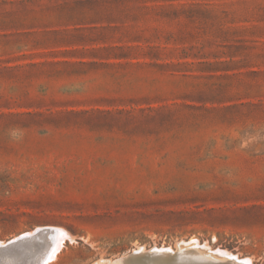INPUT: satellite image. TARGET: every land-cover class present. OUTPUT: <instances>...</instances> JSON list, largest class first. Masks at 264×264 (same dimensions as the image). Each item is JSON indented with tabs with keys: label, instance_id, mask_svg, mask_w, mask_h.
<instances>
[{
	"label": "rangeland",
	"instance_id": "374dc122",
	"mask_svg": "<svg viewBox=\"0 0 264 264\" xmlns=\"http://www.w3.org/2000/svg\"><path fill=\"white\" fill-rule=\"evenodd\" d=\"M1 242L264 264V0H0Z\"/></svg>",
	"mask_w": 264,
	"mask_h": 264
},
{
	"label": "bare ground",
	"instance_id": "6f19581e",
	"mask_svg": "<svg viewBox=\"0 0 264 264\" xmlns=\"http://www.w3.org/2000/svg\"><path fill=\"white\" fill-rule=\"evenodd\" d=\"M58 232H60V231L58 230ZM65 233H66V232H64V234H65ZM25 234H26V233H25ZM25 234H24V235H25ZM61 234H62V232H61ZM66 234H67V233H66ZM24 235H23V236H24ZM27 235H28V234H27ZM30 235H31V233H30ZM30 235H29V236H30ZM64 236H65V235H64ZM48 238H49V237H48ZM64 238H65V237H64ZM67 238H69V237H67ZM191 239H192V238H191ZM191 239H190V240H191ZM64 240H65V239H64ZM61 241H62V240H61ZM188 241H189V240H188ZM188 241H187V242H188ZM58 243H59V242H58ZM204 243H205V242H204ZM61 244H63V243H61ZM61 244H60V245H61ZM182 244L185 245L184 242H183ZM182 244H181V245H182ZM196 245H197V243H196ZM0 246H2V242L0 243ZM3 246H4V245H3ZM186 246L188 247L187 249H185ZM186 246H184L183 249H185V250H184L185 252L188 251V252L186 253L187 255H188V253H191V255H192V254L194 253V251H196V252H200V250H198L200 247L197 249L198 251L196 250V248L192 251L193 248L190 247V246H192L191 241H189L188 244H187ZM205 246H206V245H205ZM180 247H181V246H180ZM197 247H198V246H197ZM54 248H55V246H54ZM57 248H58V247H57ZM178 249H179V248H178ZM183 249L178 250V252H176V253L178 254V257H180L179 253H181V251L183 252ZM189 250L192 251L193 253L190 252ZM201 250H202V248H201ZM210 250H211V249H210ZM58 251H59V250H58ZM152 251H155V249L152 250ZM175 251H176V250H175ZM175 251H174V252H175ZM179 251H180V252H179ZM202 251H203V250H202ZM223 251H224V250H223ZM223 251L221 252L220 249H219L218 251H216V252L213 253L215 256L212 254V255L209 256L208 258L211 257V259H214V257H216V254H218V256H219V255H224L226 252L223 253ZM163 252H164V251H163ZM174 252H173V253H174ZM185 252H184V253H185ZM209 252H211V251H209ZM212 252H213V251H212ZM137 253H138V252H137ZM148 253L150 254V251H149ZM161 253H162V252H161ZM164 253H166V252H164ZM164 253H163V254H164ZM173 253H172V254H173ZM184 253H183V254H184ZM207 253H208V252H206V253L204 254V252H203V253L200 252V254H199V253H198V254H199V257H202V256L207 257V256H208V255L206 256ZM227 253H228V252H227ZM134 254H135V253H134ZM140 254H141V252H140ZM145 254H147V252H145ZM168 254L171 255V251H170ZM183 254H182V256H183ZM186 254H185V255H186ZM198 254L194 253V256H197ZM228 254H229V253H228ZM132 255H133V254H132ZM166 255H167V254H165V256H166ZM169 255H168V257H170ZM187 255H186V256H187ZM191 255H189L188 257H182V258H178V259L175 258V259L180 260V261H186V260H192V261H194L195 259H192V256H191ZM171 256H172V255H171ZM174 256L176 257L177 255L175 254ZM213 256H214V257H213ZM219 257H220V256H219ZM219 257H217V258H219ZM222 257H224V256H222ZM225 257H226L227 259H229L230 255H226ZM235 257H236V255H235ZM235 257L233 256L234 261H235L237 264H248V262H247L246 259H242V260H241V259H237V260H236ZM55 258H56V257H54V259H55ZM233 258H232V256H231V259H232V260H233ZM220 259H221V258H220ZM222 259H224V258H222ZM55 260H56V259H55ZM216 260H217V259H216ZM229 260H230V259H229ZM248 260H249V259H248ZM230 261H231V260H230ZM50 262H51V261H50ZM45 263H46V262H45ZM48 264H49V263H48ZM167 264H169V263L167 262Z\"/></svg>",
	"mask_w": 264,
	"mask_h": 264
},
{
	"label": "water",
	"instance_id": "95a60500",
	"mask_svg": "<svg viewBox=\"0 0 264 264\" xmlns=\"http://www.w3.org/2000/svg\"><path fill=\"white\" fill-rule=\"evenodd\" d=\"M20 245H22V242L19 241V239H16L13 240L12 242L6 244L5 248L3 249V252L4 251H8L9 254H15L17 252V247H19ZM33 256V253L32 251H30V254H29V258ZM134 257V255H131L128 257L127 260H130ZM143 258H146V259H149V260H155V261H159L161 263H169V264H179V260L175 259V258H172L170 260H165L163 259L161 256H158V255H155V254H148V255H145L143 256Z\"/></svg>",
	"mask_w": 264,
	"mask_h": 264
}]
</instances>
